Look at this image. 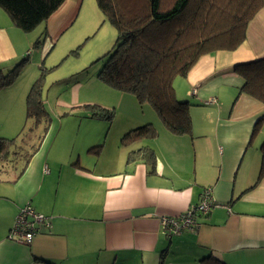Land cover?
<instances>
[{"label": "crops", "instance_id": "crops-1", "mask_svg": "<svg viewBox=\"0 0 264 264\" xmlns=\"http://www.w3.org/2000/svg\"><path fill=\"white\" fill-rule=\"evenodd\" d=\"M79 1L65 0L47 20L54 23H48L46 30L54 34L60 30L69 18L63 12L71 15ZM30 44L29 36L0 10V69L6 72L18 64L29 54ZM261 58L264 6L247 26L246 39L237 49L202 56L185 82L174 84L193 90L217 72L236 75L234 66ZM13 85L0 90L3 122L11 114L13 100L20 112L19 100L26 94V86L12 92ZM82 90L81 83H73L68 89L70 103H59L84 111L87 94L81 96ZM198 97L189 92L177 97L191 104V122L195 118L200 126L197 134L173 136L149 112L147 121L134 115L115 130L107 127L100 139H87L85 130L84 138L59 154L52 137L47 145L40 144L18 179L14 180L11 170L0 171V264H197L209 256L226 264H264V177L255 185L264 130L249 150L263 106L243 95L233 117L230 113L226 118L215 97L210 102ZM84 114L80 127L87 126ZM146 122L156 130L154 139L127 147L120 144L126 132ZM4 134L0 138L8 139ZM99 145V154L88 152ZM140 147L152 150L155 162L126 164L128 152ZM205 189L210 190L215 206L196 218L195 230L167 238L161 219L197 205ZM27 203L47 218L49 227L42 226L25 246L9 240L8 233Z\"/></svg>", "mask_w": 264, "mask_h": 264}, {"label": "trees", "instance_id": "trees-1", "mask_svg": "<svg viewBox=\"0 0 264 264\" xmlns=\"http://www.w3.org/2000/svg\"><path fill=\"white\" fill-rule=\"evenodd\" d=\"M64 1L0 0V10L16 29L28 34L44 24ZM96 4L117 35L112 49L99 59L102 65L96 76L98 81L134 96L140 106L149 105L162 126L171 135L181 137L192 132L191 104L176 97L173 81L185 78L202 56L237 49L245 41L247 26L263 8L264 0H96ZM26 60L21 59L6 72L0 69V90L14 82ZM233 72L242 78L238 95L244 93L263 106L252 139L264 122V58L238 64ZM43 106L37 81L26 96V119H33L38 125L47 116ZM82 108L91 119L112 122L113 111L97 105ZM156 134L154 126L146 123L126 132L120 144L127 147L139 140H152ZM38 147L32 146L31 153H27L23 170ZM101 147L88 152L97 155ZM13 148L20 149L16 138H0V171L15 169L20 156ZM259 152L255 185L264 177V140ZM136 161L153 164L155 155L147 147L129 151L126 164ZM197 264L226 263L209 256Z\"/></svg>", "mask_w": 264, "mask_h": 264}, {"label": "rangeland", "instance_id": "rangeland-1", "mask_svg": "<svg viewBox=\"0 0 264 264\" xmlns=\"http://www.w3.org/2000/svg\"><path fill=\"white\" fill-rule=\"evenodd\" d=\"M63 14L68 15L69 18L66 22L64 21L65 24L60 30L55 27L57 29L55 34L46 30V25L48 23L49 26L52 25L53 21L48 23L46 21L28 34L23 33L29 36L31 42L29 58H26L28 55L25 56L26 64L12 83L14 87L11 90L14 92V90H20V87L26 86V94L19 100L22 106L20 112L14 108L16 102L13 100L11 114L5 122L0 120L1 135L5 133L8 135V139H12L17 138L21 133L17 139V146L20 149L13 148L14 151L19 152L20 157L15 169L11 170V176L15 175L16 177L20 172H24L25 159L27 153H31L32 146H40L41 143L47 145L54 136L56 137L57 154H59V151L61 153L67 145L78 143L81 138H84L85 130H87V139L92 136V140H96V138H103L107 127L110 126L111 131L115 130L116 126L127 117L135 115L143 122L147 121L149 112L155 115L149 105L140 106L134 96L113 90L98 81L96 76L102 65L99 59L112 49L117 35L115 28L99 11L96 0H80L71 15L67 12H63ZM69 79H74L75 82L78 81L83 85L81 96L86 92L87 105H97L113 111L110 125L103 119L89 118L87 113V120L85 121L87 126L80 127L82 121L85 120L83 119L84 111L71 110L60 104H69L72 100L68 95V89L75 82L70 84ZM182 80L185 82V79L181 77H177L173 81V88L177 97L181 92H189L190 96L192 93L193 95L194 93L198 94L197 100L201 99V101L206 102H210L211 97H215L222 108L223 116L226 118L229 117L230 113L233 117L241 97L246 95L244 93L238 95L241 77L237 74L223 75L217 72L213 78L193 90L187 88L186 85L174 84L175 81L182 82ZM37 81L40 86L44 111L47 114L40 119L38 125L33 119H26V108L24 107L26 96ZM192 124V133L197 134L200 126L195 118ZM263 130L264 122L260 124L249 150H253L256 140ZM27 205L30 204L27 203L25 206Z\"/></svg>", "mask_w": 264, "mask_h": 264}, {"label": "built area", "instance_id": "built-area-1", "mask_svg": "<svg viewBox=\"0 0 264 264\" xmlns=\"http://www.w3.org/2000/svg\"><path fill=\"white\" fill-rule=\"evenodd\" d=\"M214 206L215 203L211 199L210 190H203L197 205L189 208L179 216L163 217L161 219L163 234L167 238H172L181 235L183 232L195 230L198 227L196 218L207 215ZM42 226L49 227L47 218L37 213L30 205H27L21 208L17 214L8 234V239L28 246Z\"/></svg>", "mask_w": 264, "mask_h": 264}]
</instances>
